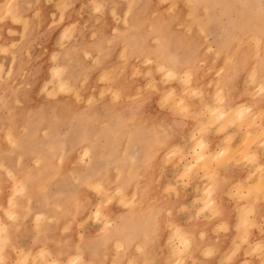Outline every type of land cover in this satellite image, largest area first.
I'll use <instances>...</instances> for the list:
<instances>
[{
  "label": "rangeland",
  "instance_id": "rangeland-1",
  "mask_svg": "<svg viewBox=\"0 0 264 264\" xmlns=\"http://www.w3.org/2000/svg\"><path fill=\"white\" fill-rule=\"evenodd\" d=\"M3 2L0 197L5 193L8 204L6 209L0 204V211L5 218L14 208L10 199L26 195L17 190L19 185L9 171L33 172L43 166L33 184L37 192L60 193L68 204L79 202L84 205L85 225L102 220L106 226V207L113 201L123 205L121 183L135 178L131 133L125 138L126 106L134 110L140 105L153 110L175 108L189 114L193 100H200L204 102L199 118L210 121V108L223 104L221 78L243 71L252 81L264 75V0H27L25 12L29 15L20 12L23 0H0V5ZM164 54L177 59V77L158 67ZM61 63L65 65L62 75L69 76L66 87L53 71ZM184 68L192 70L188 73ZM257 85L261 91L262 83ZM210 87L216 89L214 104L204 98L205 88ZM85 145L91 146V156L96 155L93 164L91 156L82 154ZM61 150L63 158L58 161ZM176 151L179 149L171 152ZM46 153L49 158L42 162L40 156ZM79 171H86L89 180L94 175L103 177L104 186L82 177L75 179ZM135 191L128 197L129 203ZM96 205L101 212L95 217L90 211ZM0 246L2 249L3 242ZM81 262L75 264L85 263ZM33 264L38 262L34 259Z\"/></svg>",
  "mask_w": 264,
  "mask_h": 264
},
{
  "label": "crops",
  "instance_id": "crops-1",
  "mask_svg": "<svg viewBox=\"0 0 264 264\" xmlns=\"http://www.w3.org/2000/svg\"><path fill=\"white\" fill-rule=\"evenodd\" d=\"M26 2L23 0L21 3L20 12L29 15L28 11L25 12ZM12 27L15 29V26ZM248 76L243 71L223 78V105H252L249 106L252 107L251 122L250 114L248 118L232 122L202 121L198 115L202 106L199 100H193L194 104L189 106L190 114H181L175 108L153 110L140 105L139 110H134L126 106L125 138L131 133V143L134 144L131 155L137 162L131 168L135 178L125 179L124 204L120 205L117 201L108 204L106 226H103L102 220H92L85 225L84 205L74 201L68 204V200H63L60 193L54 196L39 193L32 185L25 192L26 195L19 194L14 198L17 206L13 208L16 214L12 220V217L5 218L0 211L1 224L4 222L6 228V233L1 235L4 238L7 236L1 249L3 263L0 264H33L34 259L38 264H45L39 260L40 257L37 258L40 247L47 249L49 257L56 258L60 264H70V259L80 257L85 261L84 264H264V75L256 81ZM258 80L263 84L261 91L255 86L260 82ZM214 90L213 87L205 88L204 98L207 101L213 100ZM258 106L263 111H259ZM252 109L254 113H251ZM240 121L243 123L241 127ZM226 122L228 125L231 123L230 127ZM219 125L228 128L221 130ZM199 127L206 128L205 131L210 129L201 135L206 146L209 145L205 151H208L212 160L205 161L208 155L201 161L198 143L193 149L192 137H196ZM229 135H234L233 139ZM249 136L251 139L256 138L252 144L247 139ZM257 140L258 143H255ZM246 142L250 143V147ZM246 144L248 146L245 147ZM221 146L227 150L218 155L216 152ZM242 148H246V151L243 152L245 149ZM248 148L252 150L249 153ZM174 149H179V152L172 153ZM203 162L208 163L206 167ZM188 163L195 166L191 168ZM125 175L128 176L127 169ZM255 176H259L258 181ZM256 182L261 186L258 183L254 185ZM134 189V202L129 203L127 196L130 197ZM252 190L257 193L254 194ZM242 192L245 194L241 195ZM6 203L7 196L3 193L0 204L5 207ZM74 204H78L77 207ZM38 212H43L46 218L36 221L34 218Z\"/></svg>",
  "mask_w": 264,
  "mask_h": 264
},
{
  "label": "bare ground",
  "instance_id": "bare-ground-1",
  "mask_svg": "<svg viewBox=\"0 0 264 264\" xmlns=\"http://www.w3.org/2000/svg\"><path fill=\"white\" fill-rule=\"evenodd\" d=\"M9 1V0H8ZM4 3H6V2H3V3H1V5H0V9L3 7V6H6ZM8 3V2H7ZM113 9V8H112ZM111 9V10H112ZM128 9V8H127ZM126 9V10H127ZM125 10V11H126ZM17 11V10H16ZM40 11V10H39ZM110 11V10H109ZM5 12V11H4ZM128 12V11H127ZM130 12V11H129ZM125 13V12H124ZM152 13V12H151ZM157 13V12H156ZM3 14V13H2ZM1 14V15H2ZM111 14V13H110ZM0 15V16H1ZM38 15H39V13H38ZM37 15V16H38ZM127 15V14H126ZM123 17H125L124 15H122ZM126 19V18H125ZM24 20V19H23ZM124 20V19H123ZM126 24H127V21H126ZM83 25V24H82ZM113 30V29H112ZM197 30V29H196ZM115 31V30H114ZM117 31V30H116ZM204 32V31H203ZM22 33V30H21V32H20V34ZM205 34V33H204ZM21 36V35H20ZM158 37V36H157ZM161 38V37H160ZM204 39H205V37H204ZM251 39V38H250ZM249 39V40H250ZM62 40V38L60 37V41ZM108 40V39H107ZM254 41V40H253ZM254 43V42H253ZM252 44V43H251ZM261 44H262V42H261ZM61 46V45H60ZM211 46V45H210ZM258 46V45H257ZM3 47V46H2ZM7 47V46H6ZM261 47V46H260ZM85 50V49H84ZM83 50V51H84ZM258 50H260V49H258ZM85 52H87V51H84V53ZM121 52V51H120ZM254 52V51H253ZM256 53H257V50H256ZM255 53V54H256ZM16 54V53H15ZM86 54V53H85ZM88 54L90 55V53L88 52ZM213 55H214V53H213ZM261 55V54H260ZM233 56V55H232ZM144 57V56H143ZM147 58H148V56H146ZM121 58H123L122 57V55H121ZM3 59H4V57H3ZM152 59V58H151ZM175 59V60H174ZM256 59V58H255ZM255 61H257V59L255 60ZM255 61L253 62V63H255ZM176 62H177V59L175 58V57H173L172 58V60H171V58H169V57H167L166 56V54H164V55H161V57H160V61L157 63L158 64V67L159 68H163V69H165L166 70V72H167V74L170 76V77H174V76H176L177 74H178V71H177V68H176ZM11 63H12V61H11ZM252 63V64H253ZM257 64H258V62H257ZM52 65V64H51ZM64 64L63 63H61V64H55L54 66H53V71L54 72H57V73H59V74H57L58 76H59V80H60V83L62 84V86L63 87H66L67 85H68V80H69V76H63L62 75V71H63V69H64ZM67 66V65H66ZM157 66V65H156ZM11 67V66H10ZM135 67V66H134ZM254 67V66H253ZM253 67H251V68H253ZM52 68V67H51ZM50 68V69H51ZM257 68H258V65H257ZM49 69V70H50ZM185 72H188V73H190V71L192 70H190V68H184L183 69ZM250 70H252V69H250ZM165 72V71H164ZM183 72V71H182ZM254 72V71H253ZM109 73V72H108ZM139 73V72H138ZM257 73H258V71H257ZM180 74H182V73H180ZM179 74V75H180ZM218 74V73H217ZM250 74H251V71H250ZM23 75V74H22ZM21 75V76H22ZM108 75V74H107ZM252 75V74H251ZM105 76H106V74H105ZM193 76H194V74H193ZM257 76H259V74L257 75ZM177 77V76H176ZM248 77H250V76H248ZM252 77V76H251ZM193 78V77H192ZM218 78V77H217ZM214 79V78H213ZM219 79V78H218ZM217 79V80H218ZM221 79H223V78H221ZM245 79V78H244ZM257 79H258V77H257ZM256 79V80H257ZM210 80H212V79H210ZM255 80V81H256ZM244 81V80H243ZM248 81L250 82L251 80H249V78H248ZM258 81H260V80H258ZM257 81V82H258ZM192 82V81H191ZM210 82V81H209ZM245 82V81H244ZM182 83V82H181ZM193 83V82H192ZM191 83V84H192ZM213 83V82H212ZM262 82L260 81L259 82V84H261ZM264 83V82H263ZM47 84V83H46ZM52 84V83H51ZM255 84V83H254ZM257 84V83H256ZM215 85V84H214ZM213 85V86H214ZM249 85V84H248ZM263 85V84H262ZM47 86V85H46ZM69 86V85H68ZM220 86V85H219ZM223 86V85H222ZM255 86H258V85H255ZM191 87V86H190ZM189 87V88H190ZM215 87H217V86H215ZM192 88V87H191ZM251 88L252 87H250V90L249 91H251ZM253 88H254V85H253ZM218 89H219V87H218ZM223 89V87L221 88V90ZM245 89H248V88H246L245 87ZM192 90H194V88H192ZM195 90H197V88L195 89ZM200 90V89H199ZM52 91V90H51ZM188 91V90H187ZM202 91V90H201ZM247 91V90H246ZM246 91H245V93H246ZM50 92V91H49ZM171 93H172V91H170ZM192 92V91H191ZM203 92V91H202ZM214 92H215V90H214ZM217 92V91H216ZM221 92H223V95H224V89H223V91H221ZM198 93H199V91H198ZM251 93V92H250ZM253 93V92H252ZM49 94H51V93H49ZM173 94V93H172ZM248 94V93H247ZM254 94V93H253ZM221 95H222V93H221ZM220 95V96H221ZM253 97V96H252ZM180 99H184V98H182V97H179ZM203 97H201L200 99H202ZM213 98V97H212ZM212 98L211 99H209V100H212ZM171 99H173V98H171ZM178 99V98H177ZM199 99V98H198ZM17 100V99H16ZM174 101H175V99H173ZM186 100V99H185ZM174 101H173V103H174ZM178 100H176L175 101V103L177 102ZM200 101V100H199ZM214 101H215V99L213 100V104H214ZM184 102V101H183ZM201 102H204V101H201ZM200 102V103H201ZM205 102H206V100H205ZM209 102V101H208ZM208 102H206V103H208ZM240 102H242V101H240ZM244 102H246V100L244 101ZM188 102L186 101L185 102V104L184 105H186ZM239 103V102H238ZM211 104H212V102H211ZM222 104V103H221ZM245 103H243V105H237V106H232V107H225V105L224 106H222V105H220V106H209V105H205V106H208V107H211L210 108V110L212 111L211 113L213 114V115H211V120L209 121V119H207L209 122H215V121H220V120H224V121H228V122H232L233 120H241V119H244V118H246L249 114H250V108H252L253 106L252 105H248V106H245L244 105ZM248 104V103H247ZM253 104V103H252ZM189 105H190V103H189ZM189 105H187V106H189ZM202 105V107H203V104H201ZM178 106V105H177ZM204 106V107H205ZM227 106V105H226ZM249 106H252V107H249ZM190 107H192L191 105H190ZM190 107H188V108H190ZM201 107V108H202ZM259 107V106H258ZM261 108L259 107L258 108V110L259 111H263V109L262 110H260ZM189 110V109H188ZM191 111H192V109H190ZM198 110V109H197ZM207 110V109H206ZM257 109H256V111H258ZM202 111V110H201ZM252 111H253V109H252ZM258 111V115L260 114V112ZM184 112V111H183ZM198 112V111H197ZM187 113V112H186ZM194 113H195V111H194ZM200 113H202V112H200ZM251 113H254V111L253 112H251ZM256 113V112H255ZM189 114H190V111H189ZM195 114H197V113H195ZM199 115V114H198ZM203 115H205V114H203ZM251 115L252 114H250V121L249 122H251V119H252V117H253V115H252V117H251ZM261 115H263V113L261 112ZM209 116V115H208ZM207 116V117H208ZM248 118V117H247ZM261 118H262V116H261ZM260 118V121H262V119ZM202 120V119H201ZM200 120V121H201ZM246 120V119H245ZM256 120V119H255ZM203 121V120H202ZM201 121V122H202ZM228 122H226V124L228 123ZM241 123H240V127H241V124H243L242 123V121H240ZM208 123V122H207ZM221 123V122H220ZM225 123V122H224ZM223 123V124H224ZM235 123V122H234ZM244 123H248V122H244ZM193 124H195V123H193ZM206 124V123H205ZM205 124H203L202 126H204V127H206L205 126ZM217 125L219 124V123H216ZM231 123H229V125H230ZM254 124H257V123H254ZM253 124V125H254ZM198 125V124H197ZM225 125V124H224ZM228 125V124H227ZM228 125V126H229ZM236 125H237V122H236ZM238 125H239V123H238ZM199 126V125H198ZM222 126V125H221ZM245 126H246V124H245ZM259 126V125H258ZM219 127H220V125H219ZM230 127V126H229ZM251 127V126H250ZM194 128H196V127H194ZM226 128H228L227 126L226 127H224V126H222V127H220V129L221 130H223V129H226ZM234 128V127H233ZM246 128V127H245ZM260 128H262V127H260ZM7 129V128H6ZM202 129H204L203 127H202ZM201 129V127H199V131L200 130H202ZM206 129V128H205ZM205 129L203 130V134L202 135H204L205 133H206V131H208V130H210V129H208V130H206L205 131ZM237 128H235V131H236V134H237V130H236ZM248 129V128H247ZM198 130H197V132H198ZM250 130V129H249ZM249 130H247V132L249 131ZM264 130V129H263ZM204 131H205V133H204ZM245 131V130H244ZM260 131V130H259ZM259 131H258V133H259ZM261 131H262V129H261ZM220 132V131H219ZM222 132V131H221ZM227 132V131H226ZM225 132V133H226ZM232 132V131H231ZM252 132H254V131H252ZM200 133H201V131L199 132V137H198V139H197V137L195 138V144L196 143H198V146H199V150H198V153H199V157L201 158V161H204L206 158H207V156H208V158L205 160V161H207V160H212V158H211V156H210V154H208V151H205V148L206 147H208V146H206L207 145V143H205V141H204V139L202 138V136L200 137ZM239 133V132H238ZM242 133V132H241ZM257 133V132H256ZM256 133H254L255 135H256ZM251 134V133H250ZM234 135H235V133H234ZM234 135H233V137H234ZM253 135V134H252ZM254 135V137H256ZM188 136V135H187ZM223 136V135H222ZM228 135H226V137H227ZM230 136V135H229ZM231 136H232V134H231ZM230 136V137H231ZM261 136V135H260ZM259 136V137H260ZM225 137V138H226ZM233 137H231V139H233ZM250 137V136H249ZM249 137L247 138L248 140H250L251 142V144H252V140L254 139H251V137H250V139H249ZM253 137V136H252ZM14 138H15V140L17 139V144H18V146H19V148H22V145L20 144L21 143V139H20V137H18L17 136V138H16V135L14 136ZM187 138V137H186ZM205 138V137H204ZM224 138V139H225ZM3 139V138H2ZM188 139V138H187ZM223 139V138H222ZM230 138H229V140H231ZM247 139H245V140H247ZM256 139V138H255ZM254 139V140H255ZM264 139V138H263ZM228 140V139H227ZM243 140L244 139H242V142H243ZM4 141V140H3ZM16 142V141H15ZM230 142V141H229ZM261 141H259V143H260ZM1 143V142H0ZM186 143V142H185ZM187 143H189V141H187ZM247 144L246 145H244L245 147L246 146H248V147H250V143L249 142H246ZM255 143H258V140L257 141H255ZM223 144H225V143H223ZM227 144V143H226ZM229 145H230V143H228ZM227 144V145H228ZM188 145V144H187ZM186 145V146H187ZM222 145V144H221ZM232 145V144H231ZM226 146V145H225ZM236 146V145H235ZM258 146V145H257ZM228 148H230L229 146H227ZM234 147V146H233ZM252 147V146H251ZM259 147H260V145H259ZM263 147V146H262ZM187 148V147H186ZM218 148H219V146H218ZM221 149L220 150H218V152H216V153H218V155H222V154H224L225 152H226V148H224V146H221L220 147ZM235 148V147H234ZM240 148V147H239ZM253 148V147H252ZM183 149V148H182ZM191 149V148H190ZM193 149H195L194 147H193ZM207 149V148H206ZM230 149H233V148H230ZM229 149V150H230ZM237 149V148H236ZM242 149H245L243 152H245L246 151V148H242ZM241 149V150H242ZM249 149L250 148H248V152L247 153H249V152H251V151H249ZM78 150V149H77ZM213 150V149H212ZM238 150V149H237ZM236 150V151H237ZM169 151H170V149H169ZM215 151H216V149H215ZM240 151V150H239ZM256 151V150H255ZM84 152V153H83ZM178 152V151H177ZM182 152V151H181ZM190 152V151H189ZM189 152H188V154H189ZM230 152V151H229ZM257 152V151H256ZM80 153V152H79ZM169 153V152H168ZM194 153H195V151H194ZM214 153V152H213ZM231 153V152H230ZM242 153V152H241ZM240 153V154H241ZM49 154V153H48ZM82 154H86V155H88L89 156V158H90V156H91V154H92V148H91V146H89V145H85L84 147H83V149H82ZM82 154H79V155H82ZM232 154V153H231ZM254 154V153H253ZM86 155H83V156H86ZM190 155H191V153H190ZM194 155V154H193ZM214 155H216V154H214ZM213 155V156H214ZM236 155V154H235ZM83 156H81V157H83ZM180 156V155H179ZM185 156H186V154H185ZM224 156V155H223ZM230 156V155H229ZM228 156V157H229ZM239 156V155H238ZM255 156V155H254ZM20 157V156H19ZM41 157V161L43 162L44 161V159H48L49 158V155H47V153L46 154H43L42 156H40ZM181 157V156H180ZM209 157H210V159H209ZM227 157V156H226ZM248 157V156H247ZM62 158H63V151L61 150L60 151V154H59V158L57 157V159H58V161H59V159L62 161ZM78 158V157H77ZM95 158H96V155H92L91 156V163L93 164V162H94V160H95ZM175 158H177V157H175ZM175 158H173V159H175ZM191 158V157H190ZM189 158V159H190ZM193 158V157H192ZM198 158V157H197ZM241 158V156L239 157V160H241L240 159ZM253 158H256V157H253ZM18 159V158H17ZM172 159V160H173ZM186 159V158H185ZM224 159H226V158H224ZM229 159V158H228ZM257 159V158H256ZM82 160H84V159H82ZM171 160V161H172ZM178 160V159H177ZM176 160V161H177ZM191 160V159H190ZM197 160V159H196ZM216 160V159H215ZM219 160V159H218ZM230 160V159H229ZM251 159H249V161H250ZM1 161V160H0ZM35 161H37V160H35ZM176 161H174L175 162V164H176ZM195 161V160H194ZM222 161H223V159H222ZM165 162V161H164ZM167 162V161H166ZM173 162V161H172ZM178 162H179V160H178ZM189 162V161H188ZM240 162V161H239ZM251 162V161H250ZM256 162V161H255ZM169 163V162H168ZM186 163L187 162H185V165H186ZM195 163V162H194ZM222 163V162H221ZM174 164V165H175ZM189 164V163H188ZM206 164H208V163H206ZM204 162H203V166L204 167H206L207 165H206ZM91 165V164H90ZM193 165V164H192ZM191 164H189V167H191V168H193L194 166H192ZM223 165V164H222ZM225 165V164H224ZM226 165H228L227 163H226ZM4 166H5V164H4ZM187 167H188V165H186ZM186 166H183V167H185L186 168ZM262 166V165H261ZM260 166V167H261ZM43 166H41L40 168H38L36 171H27V170H25V171H23V172H13L12 170H10L9 171V173H10V176L13 178V181L15 182V183H17L19 186H16L17 187V190H19L20 192H26L27 191V189H31L30 187L34 184V181H35V178H37V177H39V176H41V174L43 173V171H44V169L45 168H42ZM181 167V166H180ZM202 167V166H201ZM260 167H256V169L257 168H260ZM263 167V166H262ZM191 168H190V170H191ZM214 168V167H213ZM187 169V168H186ZM118 170V169H117ZM195 170H196V168H195ZM260 170H262V168L260 169ZM259 170V171H260ZM176 171V170H175ZM182 171V170H181ZM213 170H211V172H212ZM256 171V170H255ZM183 172V171H182ZM191 172V171H190ZM198 172V171H197ZM211 172H208V173H211ZM214 172V171H213ZM263 172H264V170H263ZM84 173H86V171H84L83 173H80V171H79V173H77V176L78 177H75V179H77V178H79V177H82L83 179L82 180H84V181H91V182H94V184H96V185H98V186H101V187H103L104 186V178L102 177L101 178V176H99V177H96V175H94L93 176V179L91 180V178H90V180L88 179L89 177H88V175H84ZM257 173V172H256ZM87 174V173H86ZM188 174H189V172H188ZM202 174V173H201ZM262 174H264V173H262ZM102 175V174H101ZM187 175V174H186ZM195 175V174H194ZM198 175V174H197ZM257 175H258V173H257ZM190 176V175H189ZM260 176H262V175H260ZM252 177H254V176H252ZM255 177H257V176H255ZM259 177V176H258ZM258 177H257V181H258ZM183 177H181V179H182ZM203 178V177H202ZM207 179V178H206ZM208 180V179H207ZM255 180V179H254ZM260 182V181H259ZM263 182V181H262ZM125 183L126 182H123V183H121V186H123L124 187V185H125ZM184 183V182H183ZM258 182H256V183H254V185H256ZM90 184H93V183H90ZM259 184V183H258ZM257 184V185H258ZM262 184H264V183H262ZM256 185V186H257ZM260 185V184H259ZM13 185H11V187H12ZM87 186H91V185H89V184H87ZM116 186V185H115ZM120 186V185H119ZM250 186V185H249ZM261 186V185H260ZM259 186V187H260ZM254 187V186H253ZM118 188V187H117ZM258 188V187H257ZM11 189V188H10ZM108 189V188H107ZM106 189V190H107ZM115 189V188H114ZM121 189V188H120ZM241 189V188H240ZM243 189V188H242ZM105 190V189H104ZM256 190V189H255ZM254 190V191H255ZM10 191V190H9ZM239 191V190H238ZM253 191V190H252ZM254 191H253V193H254ZM112 192H114V190L112 191ZM248 192H251L250 190L248 191ZM262 192V191H261ZM62 193V192H61ZM104 193V192H103ZM124 193V192H123ZM238 193V192H237ZM253 193H251V194H253ZM255 193H257V192H255ZM254 193V194H255ZM29 194L31 195V192H29ZM107 194V193H106ZM106 194H104V195H106ZM111 194V193H110ZM110 194H108V195H110ZM240 194V193H239ZM245 194V193H244ZM243 194V192H242V194L241 195H244ZM248 194V193H247ZM250 194V193H249ZM103 195V196H104ZM107 195V196H108ZM114 195V194H113ZM126 195V194H125ZM202 195V194H201ZM263 195H264V193H263ZM262 195V196H263ZM11 196H12V194H11ZM10 196V197H11ZM74 199H76L77 197L76 196H72ZM102 197V196H101ZM105 197V196H104ZM112 197V196H111ZM122 197V196H121ZM127 197H129V196H127ZM205 197V196H204ZM9 198V197H8ZM30 198L31 197H29V195L27 194V199H29L30 200ZM120 198V197H119ZM263 198V197H262ZM204 199V198H203ZM202 199V200H203ZM77 200V199H76ZM116 200H118V199H116ZM193 200V199H192ZM253 200H256V199H253ZM257 200H258V198H257ZM98 201V200H97ZM10 202L12 203V205L13 206H17V204L15 203V201H14V199L13 198H11L10 199ZM29 202V201H28ZM77 202V201H76ZM102 202V201H101ZM105 202V201H104ZM134 202V201H133ZM93 203V202H92ZM98 203H99V201H98ZM7 204H8V202H7ZM95 204V203H94ZM200 204V203H199ZM77 205L78 204H74V206L75 207H77ZM214 205V204H213ZM1 206V205H0ZM97 206V205H96ZM95 206V207H96ZM102 206V205H101ZM100 206V207H101ZM69 207V206H68ZM99 207V208H100ZM208 207H209V205H208ZM253 207V206H252ZM7 207H5V208H3V209H6ZM102 208H103V206H102ZM213 209V208H212ZM216 209V208H215ZM102 211H103V209H102ZM210 211V210H209ZM213 211H215L216 212V210H213ZM243 211V210H242ZM255 211V210H254ZM101 211H99V209H98V206L95 208V209H93L92 211H90V213L91 214H93L94 216L96 215H98L99 213H100ZM104 212V211H103ZM103 212H102V214H103ZM201 211H199V213H200ZM206 212V211H205ZM76 213V212H75ZM248 213V212H247ZM14 214H16V212L14 213V211H8V218H10V217H12V218H10L11 220L14 218ZM89 215V217L90 216H92V215ZM105 214V213H104ZM215 214V213H214ZM241 214V213H240ZM87 215V216H88ZM248 215V214H247ZM35 216H36V218H34V219H36V221H40V220H43V219H45L46 218V215H44L43 214V212L41 213V212H38L37 214H35ZM93 216V217H94ZM95 216V217H96ZM243 216V215H242ZM245 217H246V215H244ZM55 217V216H54ZM49 218H51V217H49ZM53 218V217H52ZM100 218V217H99ZM98 218V219H99ZM48 219V218H47ZM90 219V218H89ZM241 219V218H240ZM244 219V218H243ZM51 220V219H50ZM86 220H88V218L86 217ZM241 221V220H240ZM239 221V225L241 224V222ZM86 222V221H85ZM4 223V222H3ZM3 223L1 224V219H0V244L4 241V240H7V236H5V238L1 235V233H6V228H4V225H5V223H4V225H3ZM38 223V222H37ZM247 223V222H246ZM255 222H253V224H254ZM250 225V224H249ZM253 226V225H252ZM228 229V228H227ZM241 230V229H240ZM244 230V229H243ZM248 232H250V230L248 231ZM242 233V232H241ZM172 234V233H171ZM2 236V237H1ZM171 236V235H170ZM180 236H181V234H180ZM170 238V237H169ZM173 243V242H172ZM250 245V244H249ZM260 245V244H259ZM2 246V245H1ZM1 246H0V249H1ZM173 248V250H174V247H172ZM47 249H44L43 247H40L37 251H38V256L40 257V259L39 260H41V261H43L45 264H60V261H58L56 258H54V257H49L50 256V253L48 252V251H46ZM37 251H36V253H37ZM205 251V250H204ZM33 252H35V251H33ZM175 252V251H174ZM79 253V252H78ZM35 255V254H34ZM21 257V256H20ZM34 257V256H33ZM78 257V256H77ZM6 258V257H5ZM22 258V257H21ZM70 258V257H69ZM69 258L67 259V260H69ZM81 258V257H80ZM80 258H73V259H70L69 261H68V263L70 262V264H75L76 262H80L79 260H81ZM90 258V257H89ZM19 259V258H18ZM0 260L2 261L3 260V257H2V255L0 254ZM16 260V259H15ZM33 260V259H32ZM5 261V260H4ZM19 261V260H18ZM82 261V260H81ZM42 263V262H41ZM87 264H97V263H94V262H88ZM247 264V263H246Z\"/></svg>",
  "mask_w": 264,
  "mask_h": 264
}]
</instances>
